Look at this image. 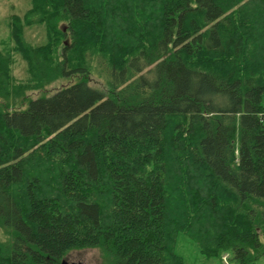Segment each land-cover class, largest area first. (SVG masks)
Wrapping results in <instances>:
<instances>
[{
  "label": "trees",
  "instance_id": "obj_1",
  "mask_svg": "<svg viewBox=\"0 0 264 264\" xmlns=\"http://www.w3.org/2000/svg\"><path fill=\"white\" fill-rule=\"evenodd\" d=\"M7 27L0 264H183L181 232L264 256V0H30Z\"/></svg>",
  "mask_w": 264,
  "mask_h": 264
},
{
  "label": "rangeland",
  "instance_id": "obj_2",
  "mask_svg": "<svg viewBox=\"0 0 264 264\" xmlns=\"http://www.w3.org/2000/svg\"><path fill=\"white\" fill-rule=\"evenodd\" d=\"M30 5V0H0V48H6L9 38L7 22L10 15H22ZM38 26H30L24 29V38L31 44L43 41V29ZM13 75L19 82L25 78L24 62L19 54H14ZM101 87L103 81L93 76ZM64 82V81H63ZM50 94L57 85L47 87ZM37 92L30 93L31 97L37 96ZM25 106V103L23 104ZM20 107V106H18ZM174 251L179 256L183 264H236L231 251L224 253L219 258H207L199 250L196 242L184 233H178L175 238ZM65 259L68 262L82 261L86 264H110L106 254L100 248L74 249L67 253ZM107 260V261H106ZM254 264H264V256H260Z\"/></svg>",
  "mask_w": 264,
  "mask_h": 264
},
{
  "label": "water",
  "instance_id": "obj_3",
  "mask_svg": "<svg viewBox=\"0 0 264 264\" xmlns=\"http://www.w3.org/2000/svg\"><path fill=\"white\" fill-rule=\"evenodd\" d=\"M59 264H86L85 262L78 261V262H68L65 258H63Z\"/></svg>",
  "mask_w": 264,
  "mask_h": 264
}]
</instances>
